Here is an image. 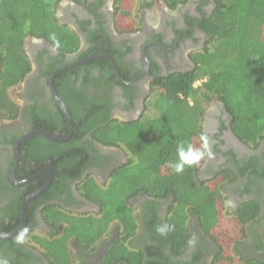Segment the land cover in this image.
I'll use <instances>...</instances> for the list:
<instances>
[{
	"label": "flooded vegetation",
	"instance_id": "flooded-vegetation-1",
	"mask_svg": "<svg viewBox=\"0 0 264 264\" xmlns=\"http://www.w3.org/2000/svg\"><path fill=\"white\" fill-rule=\"evenodd\" d=\"M116 1L62 0L58 4L56 7L57 20L79 38L80 44L75 51H63L55 47L44 36L27 35L24 39L23 50L29 61L27 65L29 69L25 76L13 85L14 95L19 96V114L13 119L0 117V231L20 230L18 234L7 238L9 239L7 244L13 247L11 251H18L19 255H22L19 259L21 264H51L45 254L46 250L38 242H34L32 237L38 235L52 241L62 235V232L59 235L54 233L60 225L63 228L69 225L60 222L58 227L52 226L54 221L50 218L51 212L47 210L49 205L54 206L53 209L56 212H78L85 203L79 191L80 186H85L88 179L107 181L109 178L113 182L118 178L114 173L122 170L128 163L126 151L121 146L105 145L98 136L90 132L79 140L81 143L89 142L86 144L87 148L84 153L75 152L80 157L81 167L75 164L70 170L71 172L79 171V177H74L75 174L68 175L67 171L60 167L59 172L62 175L58 178L56 167H54L57 163H54L52 159L38 163L39 161L29 156L26 162L21 161V156H27L31 150L37 148L32 142L39 137L35 136L19 144L20 156L15 178L20 183L13 181L10 173L15 158L16 143L20 138L36 130L34 128L35 119L29 121L31 118L27 113L33 107V116L38 115L42 110L46 113H63L68 123L51 85L52 74L58 71L54 77V87L68 111L65 96L70 95L71 101L78 103L79 112L84 109L81 103L85 106L95 105L96 109L99 108V112L90 115V121L95 122L100 116L108 118V122L101 125L103 129L109 127L110 122L139 121L143 116L150 114L149 100L156 92L159 83L170 75L187 71L195 65L192 54L203 49L208 41L206 33L201 29V21L205 18L204 16H211L217 5L215 0H187L170 7L167 0H150L148 3H153L152 8H157L156 13L146 14L147 17L143 18L144 25L140 29L134 31V27L130 32L118 33L116 30L118 26ZM109 55L117 61L119 74ZM91 57L92 59L88 62L77 63L79 60ZM104 62L106 63L103 66ZM1 66L0 58V76ZM21 66L20 69L23 68ZM113 73L116 75L115 78ZM9 93L12 96L10 91ZM89 100H93L94 103L84 102H90ZM208 103L210 105L205 107L202 116V136L207 139L209 149L214 156L204 159L200 175H203L204 179H216L217 176L223 175L219 174L220 171L226 173V169L229 168L239 172L234 181L228 182L225 178L222 179L224 183L217 185L218 189L227 196L226 204L228 202L234 204L236 201L244 205L251 201L258 202L259 210L255 217L257 222L253 219L245 224V230L248 233L247 240L243 242L241 239L235 243L237 249L248 253L250 258L256 259L257 255L262 254L264 247L260 245V241L257 243L254 237L255 233L262 236L264 228V179L259 175L260 178L257 180L252 174L256 184L248 188L246 186L249 181L248 175L243 174L242 169H244L243 166L248 167L249 170H252L251 167L256 168L255 162L260 167L264 166V140L255 146L240 140L232 129V118L224 103L215 96ZM36 120L39 121V119ZM51 120L52 118L49 119ZM59 120L51 121L52 124L41 123L46 128L38 129L52 128V133L65 138L70 134L69 125L67 130L62 129L64 122L62 118ZM75 133L77 132L74 128L71 137L66 141L50 140L65 143L73 139ZM22 145L24 149L21 151ZM36 152H39L38 149ZM57 158L65 159L61 156ZM50 169L52 170L51 184L42 193L29 200L27 208L32 203L30 215L28 216L27 211L26 224L20 229L21 204L26 197L46 184ZM56 178L58 185L47 195L46 193L52 189ZM146 193V190L137 191V195L131 196L128 200L138 204L139 213L147 209L148 213L151 212L150 220L142 223L137 238L132 240L131 244H140L145 241L146 245H149V260L156 257L154 254H157L159 261L161 254L165 256L163 263L159 262V264H217V258L220 257L222 251L221 245L216 241L217 239L213 240V237L208 236L207 232L195 222H192L189 227L188 244L180 249L179 252L182 253L177 254V248L172 247L173 241L171 240V243L169 241L172 238L166 223L168 217L166 212L171 210L168 207L170 200L151 199ZM19 199H21L20 215L17 219L13 217L15 211L12 207ZM155 201H158L159 206L153 210L152 204ZM88 204L86 201L85 205ZM165 206L169 209L163 210ZM154 211L156 215H153ZM5 214L8 215L5 216ZM147 226L149 229H147L144 240V228ZM158 227H164L165 233L158 232ZM7 229L9 231H5ZM22 234L23 240L18 242ZM117 237L118 234L115 238ZM106 240H104L105 243H112V239ZM102 242L95 250L75 246L78 254L83 257L81 264H104L107 253L102 252L105 249ZM157 248H159V253H157ZM8 261H11L10 257L5 256L0 250V264H8Z\"/></svg>",
	"mask_w": 264,
	"mask_h": 264
},
{
	"label": "trees",
	"instance_id": "trees-1",
	"mask_svg": "<svg viewBox=\"0 0 264 264\" xmlns=\"http://www.w3.org/2000/svg\"><path fill=\"white\" fill-rule=\"evenodd\" d=\"M59 1L0 0V58L2 61L0 117L13 119L19 114V104L10 96L9 88L19 82L29 69L27 66L29 61H27L23 50V41L26 35L44 36L54 44L53 40L50 39L51 34L54 33L59 41L58 48L68 52L75 51L78 48L80 44L79 38L68 27L62 25L55 16ZM185 1L187 0H168L172 7L179 2L184 3ZM215 1L217 5L213 14L209 17L204 16L205 18L201 21V29L208 37L206 46L192 54L195 65L191 69L170 75L159 83L156 92L151 95L152 97L149 100V105L151 106L149 115L143 116L139 121L108 123V126L112 129L111 136L108 138L106 134L101 135L103 129L101 125L108 122V118L100 116L95 122L90 121V115L99 112V108L96 109L95 105L89 107L81 103L80 105L84 109L79 112L77 109L78 103H73L70 95H68L65 96V100L73 120L75 132H77L74 138L65 143H56L48 138L39 136L32 141L37 148L31 150L29 155L21 156V161L24 162L29 156L39 161L38 163L52 159L54 163H57L54 167H56L55 171L58 178L62 175L59 172L60 167L64 168L68 175L75 174L74 177H79V171L74 170L71 172L70 170L75 164H79V167H81L80 157L76 153H84L87 148L86 144L89 143H81L79 141L81 137L93 132L99 137L101 142L108 146H121L120 142L124 143L115 139L116 131H120L122 136L131 137V150L135 157L144 155V158H142L144 161L136 162L133 161L135 158L132 157L129 161L131 165L126 167V171L119 170L114 173L118 178L114 180L113 184L122 186V190L125 191L127 186L130 189L132 188L125 181L136 180L137 187L146 190L151 196L157 199L170 200L172 203L171 210L174 212L171 211L169 222L175 228L170 235L172 239L169 241L170 243L171 240L173 241L172 247L177 248V252L188 244V232L183 229L188 216L186 212L187 206H190L189 212L197 213V215L201 216L206 230L212 228L218 222L217 217L220 216L219 214L226 198L225 193L221 192L218 189L219 186L216 182L214 184L213 181L219 179V177L223 180L225 178L234 180L239 175V172L237 173L229 168L226 169V173L220 171L219 174L223 175L217 176L216 179H204L197 184L194 176L198 173V168L203 160L196 166H185L184 172L179 174L168 166L169 161L177 159L176 147L179 143H191L196 148L197 145L201 146L202 116L205 104L212 100L214 96L224 103L232 118V129L240 140L249 144H258L261 139H264V0ZM29 21L31 22V27L28 28L26 26L22 30V27L29 24ZM10 22H12V26L9 28L8 24ZM15 26L19 29L16 32L17 38H13V36L8 34ZM105 63H103V66ZM20 65H22V69H20ZM115 76L113 73L114 78ZM89 101L84 102L88 104L94 103L93 100ZM104 108L106 109L105 106ZM33 109L34 107L27 115L31 118L29 121L35 119V129L46 128L41 123L48 122L52 124L51 121H58L61 118L64 122L62 129H68V123L63 113L48 112L49 115L45 116L48 113L42 110L39 113L37 112L38 115L33 116ZM50 118H52L51 121H49ZM36 119H39V121ZM117 127H122L123 129ZM47 130L53 132L52 128H47ZM23 149L24 145H22L21 151ZM37 149L39 152H36ZM153 150L167 164L166 173H162L161 170H154L155 172L152 175L142 173L143 180L139 182L135 174L139 171V167L148 168L146 162L150 161L148 157L153 154L151 153ZM149 153L151 154L148 156ZM57 156L65 159L60 160V157L57 158ZM254 166L256 168L251 167L252 170L243 166V174L247 173L249 179L246 184L247 187L255 182L252 174L256 178H260L259 175L261 174V178L264 179V166H258L257 162L254 163ZM149 168L152 167L150 166ZM57 181L58 179L56 178L52 189L46 193L47 195L55 190L58 185ZM93 183V180L88 179L85 183L86 188L89 189L91 185H94ZM111 190L112 192L114 190L112 186L110 193ZM135 192L137 193V191ZM89 193L96 196L97 190H89ZM122 196L117 199L121 200ZM20 202L21 199L12 207V210L15 211L13 217L17 219L20 215ZM31 204L27 208L28 216L32 208ZM152 206L154 210L156 204ZM48 207V212H51L50 218L54 221L52 226L58 227V223L62 222V220L69 222L71 226L63 228L60 225L54 233L59 235L62 232V235L52 241L38 235L33 236L32 240L36 243L38 242L46 250L45 254L51 264H59L62 258L68 259V256H70L67 242L73 235L72 233L76 234L73 230V226L76 224L75 220L80 221L81 224L84 222L87 225L84 226L86 232L91 231L89 223L93 222L86 221L85 218L80 220L75 217L76 215H72L71 212H56L52 205ZM244 207L248 209L241 213L240 218H237V225L240 231L234 243L241 239L243 242L247 240L246 236H248V233L245 230L247 222L253 219L257 222L255 217L259 210L258 202H248ZM115 208L116 205L114 206ZM126 211L124 212L123 205H120L117 211L118 214L112 213V217L109 219L117 217L122 220L123 225L126 227L125 232H128L127 227L132 216L131 211L129 212L127 208ZM7 215L5 214V216ZM204 219L206 222H204ZM107 224L108 220L101 227L94 226L95 231L99 232V234L103 233L108 228ZM133 229L135 228L132 227V231ZM254 237H256L257 243L261 242L260 245L263 246L264 228L262 236L255 233ZM95 240L96 238L92 240L88 235V238L85 237L83 241L90 244V242H95ZM8 241L9 239L7 238L0 239V250L5 256L10 257L11 261H8V264H21L19 259L22 255L20 256L18 251H11L10 249L13 247L7 244ZM120 247L122 255L131 256L134 261L137 259V253L131 252L123 245ZM157 253H159V248H157ZM241 253L237 252L236 256L231 255L226 249V264H238L240 262L245 264H264V247L263 251H261L263 255H257L256 259L249 256L246 257L244 252ZM154 255L156 257L148 260L147 264L149 262L150 264H159L157 254ZM54 257L58 259L57 263L53 261ZM131 257H128V259Z\"/></svg>",
	"mask_w": 264,
	"mask_h": 264
},
{
	"label": "crops",
	"instance_id": "crops-1",
	"mask_svg": "<svg viewBox=\"0 0 264 264\" xmlns=\"http://www.w3.org/2000/svg\"><path fill=\"white\" fill-rule=\"evenodd\" d=\"M82 1V0H81ZM150 1V0H149ZM148 0H140L136 6H133L131 9L132 15L129 14V10L126 11L125 6H126V0H120V1H116V8L118 9L119 14L121 12H123V17L120 19V21L118 22V26L116 27L117 32H121V31H127L130 32L132 30V28L135 27L134 31L137 29H140L143 25H144V16H146V14H155L156 13V9L157 8H152L153 7V3H148ZM168 1V0H167ZM170 5V3H169ZM171 7V6H170ZM145 9V10H143ZM159 17V16H158ZM27 36V35H26ZM25 36V37H26ZM24 37V39H25ZM24 43V41H23ZM264 139H261L260 141H262ZM259 141V142H260ZM248 145H258V144H249ZM200 145H197V148H199ZM121 148V147H119ZM124 149V148H122ZM128 152H126V157L128 158V163L126 165H124V168H122V170L126 171V167L130 166L131 164H129V161L132 159V157L130 155L127 154ZM155 157V161H156V165L154 163L151 162V158ZM148 159H150V161L146 162L148 164V167H152L151 169H153V165H155L154 170H160L158 169L157 165L161 164L162 167L165 169V171H162V173H166L167 170V164L164 162V160H162L161 158H159L158 153L155 151V153H153L150 157H148ZM204 161V160H203ZM201 163V165L198 168V173L195 174V179H196V183L199 184V182L201 180H204V178H200V171L203 167V162ZM129 164V165H128ZM261 175V174H260ZM113 177V174H112ZM206 180L208 178H205ZM228 179V178H227ZM236 179V178H235ZM234 179V180H235ZM257 179V178H256ZM92 180V179H91ZM231 179H228L229 181H234ZM259 180V179H257ZM94 181V185H91V187L87 190L86 187H79V191L82 193L84 199H85V203L86 201L89 203L87 206L85 205V203L82 204V206L79 208L78 212H74V211H69L72 213V215H76L75 217L82 220L83 218L86 219V221H92L93 223H89V226H91V231L90 232H86V228L84 226H87L84 222V224L78 220H75V225L73 226V230L76 234L72 233L73 235L71 236V238L68 240L67 242V247H68V252L71 256V264H81L82 263V259L83 257H81L78 252L75 249V246L77 247H86L88 250H95V248H98V244L104 243V247L105 249H103L102 252H104L106 254L105 257V262L104 264H144V262L147 264V261L150 258V251L149 249V245H146L145 241H142L140 244H131V241L134 240L135 238H137V234L139 233V230L141 228L142 223H144L145 221H149L150 217H151V212L148 213V209L147 210H143L139 213V207L137 203L134 202H130L128 200H130V197L133 195H137V193L131 192L130 191V187H125L126 190L123 191L122 190V186L117 185V184H113V182H111V179L108 178L107 181H102L101 179H98L97 181ZM133 180L130 181H125L126 183H128V185H132ZM256 184V181L254 182L253 186ZM112 186V190L110 193V189ZM124 189V187H123ZM90 191H94L97 190V197L94 195H91L89 193ZM143 191V189L139 188L137 189V191ZM103 191H105L103 193ZM110 193V194H109ZM123 195V196H122ZM146 195L151 198V199H156L155 197L151 196L148 192L146 193ZM119 196H122L123 201L118 202L117 199ZM259 198V197H258ZM227 198H225V202L224 205H222L221 208V212H220V216L224 217L227 216L228 218H240L241 213L239 212L240 209L244 206V203L236 201L234 204H229V202L226 204V200ZM158 201H155L156 204V208L157 206H159V204L157 203ZM152 204V205H153ZM116 205V208L114 209V206ZM120 205H123V211H126V208L128 209V211H131V216L132 219H130L129 223H128V232H125L126 227L123 225L122 220H120L119 218H112L111 220L109 219L110 217H112V213H117ZM172 203L168 202V207L171 208ZM167 206H165V208H163V210L165 209H169ZM155 208V210H156ZM190 208V206H187L186 208V212L188 214L186 222H185V228L184 231L189 232V227L191 226L192 222L197 223L198 225H200V227L207 232V235L210 237H213L215 239H217L216 241L219 242V244L221 245L222 251L220 254V257L217 258L218 262L217 264H226V242L225 238H226V232H220L218 230H215L213 228H209V229H205V225H203V220L201 218L200 215H197V213H191L188 211V209ZM150 209V208H149ZM117 210V211H116ZM172 210H168L166 212V215H168V217L166 218V223L168 225L169 228V232L170 235L172 234L173 230H174V225H170V217ZM65 212V211H63ZM69 212H65V213H69ZM240 213V215H239ZM191 214V215H190ZM153 215H156V211L153 212ZM195 215V216H194ZM157 216H158V211H157ZM87 218H94V219H87ZM104 219V220H103ZM106 219V220H105ZM126 219V218H125ZM108 220V228H106V230L99 234V232L95 231V227L99 226L101 227L102 224L104 225V222H106ZM63 223L68 224L69 226H71V224L69 222H66L65 220H62ZM238 222V220H237ZM221 223L225 224V221H222ZM135 224V225H134ZM95 226V227H94ZM132 227H134L135 229H133L132 231ZM147 228H144L145 231V235H144V240L146 239V235H147ZM114 234V236H113ZM118 234L117 239L115 238L116 235ZM189 234V233H188ZM88 235L91 237L92 240H95V242H90V244L85 243L83 240H85V237L88 238ZM100 237V238H99ZM109 240L112 239V243L107 244V242L105 243L104 240ZM89 240V239H88ZM106 240V241H107ZM123 245L126 247V249L130 250L131 252L137 253V259L134 261V259L131 256H126V255H122V250H120V246ZM225 246V247H224ZM183 249V248H181ZM234 248L232 249H228L227 252H230L231 255H237V253L234 252ZM233 251V254H232ZM182 252H178L177 254H180ZM165 255V253H164ZM128 257H131L130 259H128ZM165 256H163V254H161V259L159 262L163 263V258ZM238 257V256H237ZM216 260V261H217ZM149 264V263H148Z\"/></svg>",
	"mask_w": 264,
	"mask_h": 264
},
{
	"label": "rangeland",
	"instance_id": "rangeland-1",
	"mask_svg": "<svg viewBox=\"0 0 264 264\" xmlns=\"http://www.w3.org/2000/svg\"><path fill=\"white\" fill-rule=\"evenodd\" d=\"M118 1H120V0H118ZM140 0H126V6H125V9H126V11H128L129 10V14H131L132 15V12H131V9H132V7L133 6H136L137 5V3L139 2ZM143 1V0H142ZM145 1V0H144ZM149 1V0H148ZM60 2H62V0H60L59 2H58V4L60 3ZM58 4H57V6H58ZM55 16H57V9H56V11H55ZM123 17V12H121L120 14H119V12H118V14H117V16H116V21H120V19ZM30 21H29V24H27V25H24L23 27H22V30L26 27V26H28V28H30L31 27V25H30ZM8 26H9V28L12 26V22H10L9 24H8ZM27 28V29H28ZM26 29V30H27ZM19 31V29H17V26H15V27H13L9 32H8V34L10 35V36H13V38H17L18 37V35H16V32H18ZM14 89H15V87L13 86V88L11 87V89H9V91L12 93V99L14 100V101H16L18 104H19V102L20 101H18L19 99V96H16V95H14ZM210 104L207 102L206 104H205V107H208ZM117 128H119V129H123L122 127H117ZM111 131H112V129H111V127H108V128H105V129H102V133H101V135H105L106 134V136L108 137V138H110L109 136H111ZM115 139L117 140V141H123L124 143H122V142H120V145H121V147H123L124 148V150L126 151V152H128V155H130L131 157H134L135 159H133V161H136V162H143L144 161V159L142 160V158H144V155L141 157V156H136L135 157V155H134V153H133V151L131 150L132 149V145H131V137H127V135L125 136V135H123L122 136V134H121V132L120 131H116L115 132ZM127 146H126V145ZM128 147V148H127ZM151 153H155V150H153ZM151 153H149L148 154V156L151 154ZM147 156V157H148ZM151 162L152 163H154L155 165H156V161H155V157H152L151 158ZM155 165H153V169H151V168H143V167H139L138 168V172H137V174H135V177H136V179H138L139 180V182H141L142 180H143V175H142V173H146V174H148V175H152L155 171H154V168H155ZM157 167H158V169H160L161 171H165V169L162 167V165L161 164H159V165H157ZM200 178H204V176L202 175ZM136 181V180H135ZM135 181H131L132 182V188L130 189V191L131 192H134L135 190H137L138 189V187H137V183L135 182ZM215 182H216V184H219V183H224L225 181H222V178H219V179H216L215 181H213V183L215 184ZM80 187H86V186H80ZM84 189V188H83ZM88 190V189H87ZM105 191H103V193H104ZM226 198H227V196H226ZM227 200V199H226ZM121 202L123 201V199H121L120 200ZM248 208H246V207H242L241 209H240V213H244L246 210H247ZM250 209H253V208H250ZM218 218V222L216 223V225H214V226H212V228L213 229H215V230H218V231H220V232H226V238H225V241L224 242H226V249L228 250L229 248L230 249H232V248H236L235 247V238L238 236V234H239V229H238V223H237V220H236V218L234 219V218H228L227 216H224V217H222V216H219V217H217ZM222 221H225V224H223V223H221ZM204 222H206L205 221V219H204ZM234 244V245H233ZM225 247V246H224ZM241 250V249H240ZM239 249H235L234 250V252L235 253H237V252H239V253H241V252H243V251H240ZM245 253V256L246 257H248L249 256V254L247 253L246 254V252H244ZM232 254H233V251H232ZM242 254V253H241ZM55 258V257H54ZM53 258V261H55V263H57L56 261H58V259H54ZM255 262H258V261H255ZM71 263V256H68V259H65V258H62L60 261H59V264H70ZM238 264H245L244 262H240V263H238Z\"/></svg>",
	"mask_w": 264,
	"mask_h": 264
},
{
	"label": "water",
	"instance_id": "water-1",
	"mask_svg": "<svg viewBox=\"0 0 264 264\" xmlns=\"http://www.w3.org/2000/svg\"><path fill=\"white\" fill-rule=\"evenodd\" d=\"M107 56H108V55H107ZM109 57H110L111 61L113 62V64H114V66H115V69H116L117 73L119 74V66H118L117 61L115 60L114 57H112V56H110V55H109ZM91 59H92V57H91V58H87V59H82V60H79L77 63H85V62H88V61L91 60ZM57 72H58V71H55V72L52 74V76H51V85H52V87H53V89H54L55 96H56V98H57L59 104L62 106V109H63V111H64V113H65V115H66V118H67V120H68V125H69V129H70V134H69L67 137H65V138H60V137H58L56 134H54V133H52V132H50V131H48V130H44V129H36V130L31 131V132H30L29 134H27L26 136L20 138L19 141L16 143V146H15V158H14V162H13V165H12V168H11V173H10L11 178H12L13 181L16 182V183H20V182H18V181L16 180V178H15V173H16L17 162H18V160H19V156H20V148H19V144H20L22 141L27 140V139H29V138H31V137H35V136H43V137H45V138H48V139H51V140H54V141H55V140H56V141H66V140H68V139L71 137V135H72V133H73V129H74L73 120H72V118H71V116H70V113H69L68 109L66 108V106H65V104H64V102H63V100H62L61 97L59 96V93L57 92V90H56L55 87H54V77H55V75L57 74ZM48 171H49V173H50V176L46 177V178H47V179H46V184H45L41 189H39L37 192H34L33 194H31V195H29L28 197H26V198L23 200L22 204H21L22 224H21L20 229L26 224L27 205H28L29 200H30L31 198H33L35 195H38V194L42 193V192H43L45 189H47V188L50 186V184H51V181H52V177H51V175H52V170L50 169V170H48ZM19 231H20V230H17V231H15V232H4V231H0V239H2V238L12 237V236L18 234Z\"/></svg>",
	"mask_w": 264,
	"mask_h": 264
},
{
	"label": "clouds",
	"instance_id": "clouds-1",
	"mask_svg": "<svg viewBox=\"0 0 264 264\" xmlns=\"http://www.w3.org/2000/svg\"><path fill=\"white\" fill-rule=\"evenodd\" d=\"M50 39L53 40L54 46L59 47V41L56 39L55 34H51ZM177 159L169 161L168 166L177 174L184 172L185 166H196L202 160L212 158L214 153L209 149L207 139L201 137V146L196 148L193 144L181 142L176 147ZM157 231L161 234L165 233L164 227H158ZM23 234L18 238V242H22Z\"/></svg>",
	"mask_w": 264,
	"mask_h": 264
}]
</instances>
